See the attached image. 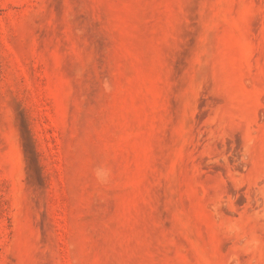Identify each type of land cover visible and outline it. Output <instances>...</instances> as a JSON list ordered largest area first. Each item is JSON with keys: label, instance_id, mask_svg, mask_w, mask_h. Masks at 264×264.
<instances>
[{"label": "rangeland", "instance_id": "1", "mask_svg": "<svg viewBox=\"0 0 264 264\" xmlns=\"http://www.w3.org/2000/svg\"><path fill=\"white\" fill-rule=\"evenodd\" d=\"M0 264H264V0H0Z\"/></svg>", "mask_w": 264, "mask_h": 264}]
</instances>
